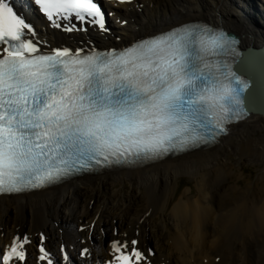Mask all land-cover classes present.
Instances as JSON below:
<instances>
[{
    "label": "snow or ice",
    "instance_id": "1",
    "mask_svg": "<svg viewBox=\"0 0 264 264\" xmlns=\"http://www.w3.org/2000/svg\"><path fill=\"white\" fill-rule=\"evenodd\" d=\"M35 4L56 27L73 15L104 27L94 0ZM30 35V25L0 0V192L43 187L90 162L154 158L208 143L246 112L248 82L218 59L234 54L223 32L184 27L119 52L85 55L43 53ZM29 242L14 238L0 264L23 262ZM137 243L115 241L113 259L139 264L146 256ZM38 247L43 261L46 249Z\"/></svg>",
    "mask_w": 264,
    "mask_h": 264
},
{
    "label": "bare ground",
    "instance_id": "2",
    "mask_svg": "<svg viewBox=\"0 0 264 264\" xmlns=\"http://www.w3.org/2000/svg\"><path fill=\"white\" fill-rule=\"evenodd\" d=\"M146 2L152 5L149 6L150 16L143 23L139 22L136 12L143 13ZM158 2L133 0L128 5L111 6L118 15L135 22L136 30L114 25L109 27L107 35H97L89 28L67 34L62 25L50 28L42 21L39 35L51 48L72 47L85 41L102 48L120 47L186 21L203 20L236 32L245 47L264 43V11H259L262 8H257L256 0H176L182 8L171 9L166 17L159 16ZM125 6L130 10H124ZM260 68L258 102L264 109V62ZM248 164L257 168L254 180L247 179L244 185L230 183L232 175L237 179ZM183 176L193 185L179 191ZM118 183L129 184L130 190L126 194L112 191ZM98 187L101 188L96 196L98 205L84 204L82 197ZM140 192L146 197L142 209L139 208ZM133 208L136 214H130ZM165 208L170 209L164 224L172 230L171 240L164 243L157 233L156 246L154 242L147 244L149 218ZM112 218L118 223L121 237L126 241L136 239L137 246L147 253L151 263L264 264V112H251L207 148L186 151L132 169L83 175L27 194L0 196V244L9 242L18 231H25L33 242L34 234L43 231L48 236L47 247L66 240L70 252L81 244L80 239H85L84 245L90 246L92 259H96L97 252L101 254L110 248L100 241L91 244L88 238L94 235L96 223L111 222ZM132 223H137L138 228L128 233ZM82 225L86 229L81 231ZM148 247H154L152 254ZM27 255L30 257L31 251ZM75 259L91 264L89 259L78 257L71 259L72 264H77ZM23 264H31V259Z\"/></svg>",
    "mask_w": 264,
    "mask_h": 264
},
{
    "label": "rangeland",
    "instance_id": "3",
    "mask_svg": "<svg viewBox=\"0 0 264 264\" xmlns=\"http://www.w3.org/2000/svg\"><path fill=\"white\" fill-rule=\"evenodd\" d=\"M264 1V0H263ZM192 4H195L192 2ZM149 4H145V6L142 7L143 13L142 11L136 12L137 13V17L139 19V22H143L146 23L147 22V18L150 16V12H149ZM233 8H235L234 5H232ZM174 8H182V6L180 4H178L176 2V0H159V4L157 6V10L159 11V16L162 17H166L168 16V13L171 9ZM235 14L236 11L234 12ZM119 23L115 22V25H118ZM120 27V26H119ZM131 28V29H135L137 27V24L135 22H131V21H126L123 27L120 28ZM242 44V43H241ZM243 45V44H242ZM244 46V45H243ZM249 173V174H248ZM255 174H257V168L255 165L252 164H248L246 166H244V169L242 172H240V174L238 175L237 179H236V175H232V182H237L238 185H244L246 183L247 179H253L254 180V176H256ZM243 176V177H242ZM245 180V181H244ZM193 183H191L188 179V177L183 176L181 179V183H179V191L181 190H187L188 186H192ZM112 191H116L118 193V191H121V193H127L130 190V186L129 184H125L123 186H121L120 183H118L117 185H115L114 187H112L111 189ZM101 191V188H95L94 190H89L87 192L86 195H84L82 197L83 203L84 204H90L91 207L92 206H96L98 205V202H96V196L99 195L98 193ZM140 195L142 196V202L140 200L139 203V208L142 209L143 208V204H145V200L146 197L144 196L143 192H140ZM94 197V198H93ZM96 203V204H94ZM99 208V207H96ZM136 209L133 208V212H131L130 214H136ZM13 211H10V217H13ZM113 214H110V218ZM170 216V209L169 208H165L163 210H160L159 212L155 213L153 215V217L151 216L149 218V221L151 223H149L150 227L147 230V244H149L150 242H154L155 246L156 244L159 242L156 238V234L159 233L161 235V237H163V242H169L171 239L172 234L170 232H172V230L166 226L164 224V221L167 220ZM113 220H111V222L108 220L107 223H103V221L101 223H96L95 226L97 227L94 231V235L90 238H88V241L91 244H94L96 242H101L102 244L106 243V239L109 238V236L112 233V230H115L118 228V223H115V218H112ZM97 221V220H96ZM216 224V223H214ZM153 226V227H152ZM109 227V228H108ZM137 223H132L131 227L127 230L128 233L132 232L133 230L137 229ZM110 229L111 233H110ZM106 230H107V234H106ZM48 243L50 242V239L47 241ZM154 248V247H153Z\"/></svg>",
    "mask_w": 264,
    "mask_h": 264
},
{
    "label": "water",
    "instance_id": "4",
    "mask_svg": "<svg viewBox=\"0 0 264 264\" xmlns=\"http://www.w3.org/2000/svg\"><path fill=\"white\" fill-rule=\"evenodd\" d=\"M222 27L226 28L231 33L240 38L236 32L224 27L223 25ZM239 48L243 52L238 60H236L233 68L237 71V73H239V75L246 77L250 83L248 90L244 93L245 107L250 111V113L264 112V109L261 108L258 102L260 94L259 76L262 75V69L260 68V65L262 62H264V43L257 47H245L241 44L240 39ZM250 69L255 72L250 71Z\"/></svg>",
    "mask_w": 264,
    "mask_h": 264
}]
</instances>
